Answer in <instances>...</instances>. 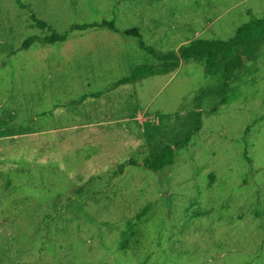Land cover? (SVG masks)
Segmentation results:
<instances>
[{"label":"rangeland","instance_id":"rangeland-1","mask_svg":"<svg viewBox=\"0 0 264 264\" xmlns=\"http://www.w3.org/2000/svg\"><path fill=\"white\" fill-rule=\"evenodd\" d=\"M32 15L68 40L21 50L49 34ZM252 18L264 0H0V264H264V45L217 113L203 61L113 87L157 63L126 30L166 54ZM166 146L172 168L129 165Z\"/></svg>","mask_w":264,"mask_h":264},{"label":"trees","instance_id":"trees-1","mask_svg":"<svg viewBox=\"0 0 264 264\" xmlns=\"http://www.w3.org/2000/svg\"><path fill=\"white\" fill-rule=\"evenodd\" d=\"M23 8H27L22 6ZM33 27L40 31H48L49 34L45 37L32 36L24 41L21 50H29L34 44L54 45L64 43L68 40V33L60 34L52 26L45 21L31 16ZM89 29H108L110 31H118L114 22L103 21L101 23H91L83 25H73L70 28L74 31H87ZM127 37L138 39L139 47L142 51L153 56L157 63L149 65H141L133 69L131 75L121 79L114 84V88L130 85L155 76H166L180 68L182 61H203L205 71L209 77L220 75L223 79V86L220 91H205L198 101L204 97L215 95L218 101L212 108L213 113H217L222 106H229L236 98L237 93L231 86L233 79L241 72L245 60L254 59L264 45V18H252L249 23H246L238 28L236 35L230 40L220 39H197L187 45L179 48L178 52H169L159 54L158 51L147 46L142 40L141 33L137 29H129L124 32ZM99 94L97 95V97ZM86 98V97H85ZM85 100V99H84ZM202 129L201 114H198L197 127L178 145L180 149L188 146L193 137ZM249 161V159H248ZM176 164L175 150L170 147H164L159 153L146 158L141 165L138 161L131 159L129 165L133 167L143 166L145 169L154 173H160L172 168ZM126 164L120 166L123 170Z\"/></svg>","mask_w":264,"mask_h":264},{"label":"water","instance_id":"water-1","mask_svg":"<svg viewBox=\"0 0 264 264\" xmlns=\"http://www.w3.org/2000/svg\"><path fill=\"white\" fill-rule=\"evenodd\" d=\"M244 64H245V62H244Z\"/></svg>","mask_w":264,"mask_h":264}]
</instances>
